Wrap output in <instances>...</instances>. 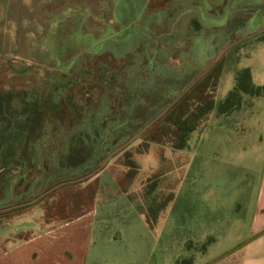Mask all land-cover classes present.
I'll return each mask as SVG.
<instances>
[{
  "label": "rangeland",
  "instance_id": "1",
  "mask_svg": "<svg viewBox=\"0 0 264 264\" xmlns=\"http://www.w3.org/2000/svg\"><path fill=\"white\" fill-rule=\"evenodd\" d=\"M113 1L0 0V209L30 202L63 181L88 175L54 188L33 203L0 212V264H51L48 259L53 254L54 264H59L61 235L68 242L66 264L117 263L87 259L99 247H117L127 256L138 257L140 264L146 260L147 264H206L264 229L260 196L264 148L250 146L247 118L242 119L244 127L236 130V144L228 134L221 140L212 134L205 138L179 191L168 196L163 191V204L150 211L152 217L155 209L157 214L162 210L159 224L146 225L130 206L117 209L120 218L102 224L101 236H95L100 224H74L91 219L83 212L93 205L86 197L91 189L87 181L106 166V156L168 108L190 84H168L164 75L176 73L181 61L175 60V54H164L161 63L170 67L162 72L148 49L150 41L160 37L151 38L153 32L142 29L143 24L146 29L162 28L167 22L149 24L152 16L138 15L137 4L131 8L124 0H115L116 6ZM211 1L215 9L222 2ZM159 2L148 0V7L158 8ZM217 22L204 24L212 43L219 39L214 30ZM190 44L191 51L206 47L201 37ZM131 63L138 66L129 71ZM123 78L141 82L123 85ZM227 82L228 78L219 84L218 99L226 98L232 85ZM235 94V102L241 104L237 95L243 93ZM130 99L145 124L86 163L90 149H101L86 132L102 127L108 115L124 114L121 103ZM170 131L169 126L146 127L108 163L133 165L136 153L149 151V142L165 140L162 133ZM168 150H153L163 164L159 174L169 167L164 164L169 161ZM138 167L135 163L129 174L138 173ZM143 183L149 193L161 182ZM103 215L95 220L105 222L107 215ZM130 224H139V236L129 233ZM76 231L83 237L82 245H75ZM90 234L96 237L93 243L100 244L87 245ZM259 242L256 239L214 264H242Z\"/></svg>",
  "mask_w": 264,
  "mask_h": 264
},
{
  "label": "crops",
  "instance_id": "2",
  "mask_svg": "<svg viewBox=\"0 0 264 264\" xmlns=\"http://www.w3.org/2000/svg\"><path fill=\"white\" fill-rule=\"evenodd\" d=\"M159 1L162 5L155 9L148 7V0H131L130 2L124 0V4L131 8L137 4L139 6L138 15L152 16L147 19L149 24L160 25V20L163 19L167 22L162 28L146 29L144 28L146 22L143 24L142 29L153 32L151 38L160 37L158 41H150L148 49L151 56H155L157 65L161 70L163 69L162 72H168L167 69L170 67H165L161 63L164 54H171L172 57L175 54V60L181 61L180 66L176 68V73L170 71L169 75H164L169 79V83H166L182 85L190 82V84L168 108L158 115V119L148 126V128L157 125L169 126L171 131L162 133V137H166L165 140L149 142V151L136 153L138 155L136 160L134 159L136 162L132 163L139 165L138 173L129 174L128 170L133 166L130 162L129 164L127 162V165L121 162H115V164L107 162L105 167L97 171L87 181L91 189L86 197L90 198L93 205L90 207V211L87 210L86 213L84 210L83 212L91 219L86 222L76 220L74 224H100L95 236H101L100 227L103 226L102 224H109L108 221L111 218H120L117 209L129 206L133 207L132 209L141 216L146 225L159 224L162 210H160V214H157L158 211L155 209L156 212L152 217L150 211L163 204L164 192H168L166 195L168 196L179 191L191 163L198 156L201 145L205 143V138L210 134L214 139L219 138L220 140L223 134H228L227 137L232 136L229 137L232 144H236V130L239 126L244 127L242 119L247 118L253 143L250 146L252 149L264 148V0H222L218 9L212 7L211 0ZM118 3L113 1L115 6ZM115 11L116 8L113 10V20H115ZM215 20L219 21L217 22L218 26L214 29L217 32L216 37L219 39L212 43V41L210 42V38H212L210 29L206 28L204 24L205 22H215ZM168 36L172 37L170 41L164 39ZM196 37L202 38L203 45L206 46L203 47L204 51L202 50L205 55L200 49L196 50L193 46L194 50H189L190 40ZM223 49L224 51L217 58ZM134 64L137 65V63H131L128 66L129 71ZM128 69L122 70V72H125L126 75L129 72ZM245 69L250 72L253 86L260 87L262 93L259 95L244 93L241 105L228 112L220 113L218 111L220 103L226 100L236 86L238 74ZM125 75L122 77H126ZM155 76V79H158V74ZM126 78L130 79V76L128 75ZM126 78L122 80L123 85L141 82L136 78L134 82ZM227 78V83L232 85L228 89L226 98L218 99L216 93L218 86ZM116 81L120 83V80ZM182 124L185 125L184 130L180 129ZM195 137L196 139H194ZM154 149H169L168 151H170L169 161L164 163L169 167L160 174L158 169L163 164L157 157L158 154L153 152ZM253 155L255 156V153L251 151V156ZM164 158L166 159V156ZM153 171L157 176L152 174ZM146 180L148 182L160 181L161 183L152 187L153 189H150L151 191L148 193L147 183H143L141 186V182ZM262 181H264V173ZM137 184L140 187L138 190H136ZM260 189V196L264 198V184ZM172 203L174 204V201ZM148 204L150 208H148ZM100 213L107 215L105 222L95 220ZM129 228L130 234L139 236L137 232L139 224H130ZM76 234L79 236L75 237V245H82L84 243L82 235L78 234V231ZM95 238L93 239V235L90 234L85 243L87 245L95 244L93 243ZM109 239H112V236ZM257 239L260 244L252 248L250 255L244 256L242 264H264V235ZM67 243L66 237L61 235L58 241L60 245L59 264L67 263ZM96 243L100 244L97 241ZM92 251H94L93 255L87 259L117 262L115 264H140L138 257L127 256L121 253L117 247L111 250L99 247ZM54 255L49 256L48 260L51 264H54ZM147 262L146 260L144 264Z\"/></svg>",
  "mask_w": 264,
  "mask_h": 264
},
{
  "label": "trees",
  "instance_id": "3",
  "mask_svg": "<svg viewBox=\"0 0 264 264\" xmlns=\"http://www.w3.org/2000/svg\"><path fill=\"white\" fill-rule=\"evenodd\" d=\"M241 92L251 94V95H259L262 93V89L260 87H255L251 83V75L249 70L245 69L241 71L237 76L236 86L234 89L229 93L228 97L225 101L220 103L218 107V111L220 113L228 112L236 107H238L239 103L235 102V93ZM238 94V93H237ZM242 94V95H243ZM242 95H237L240 98V102L242 103ZM121 110L124 114L120 113H113L112 115H108L104 119V124L102 127L96 128V130L86 132L88 135V140L91 143H95V141L101 145V151L94 150V148L88 152L90 153L89 156L86 158V163L90 161L91 159H98L99 157L106 154L110 149H112L115 144L119 141H124L128 137H130L132 134L136 133L143 126L144 121H141V116L138 115L136 111V103L135 100L130 99L129 101H123L121 103ZM148 118H146L147 120ZM145 120V121H146ZM44 124H46V121L43 119L40 120ZM27 124L31 123V121H26ZM33 125V122H32ZM180 129L184 130L185 125H181ZM183 135V133H182ZM85 162V161H84ZM84 162L80 164H75V166L81 165ZM74 166V167H75Z\"/></svg>",
  "mask_w": 264,
  "mask_h": 264
},
{
  "label": "water",
  "instance_id": "4",
  "mask_svg": "<svg viewBox=\"0 0 264 264\" xmlns=\"http://www.w3.org/2000/svg\"><path fill=\"white\" fill-rule=\"evenodd\" d=\"M224 51L221 50L220 53L218 54L217 58H219V56L222 54V52ZM159 116H157V118L153 119L149 124H147L143 129H141L138 133H136L134 136H132L129 140H127L124 144H121L120 146H118L117 148H115L114 150H112L105 158L104 162H103V165L106 164L108 162V160L110 159L111 156H113L116 152H118L119 150H121L122 148H124L128 143H130L135 137H137L142 131H144V129L146 127H148L149 125H151L153 122H155L157 119H158ZM93 173V172H92ZM92 173H90L89 175H91ZM88 175H85L83 177H80V178H75V179H70V180H66V181H63L59 184H57L56 186H54L53 188L49 189L47 192H45L44 194L52 191L54 188L58 187V186H61L63 184H67V183H73V182H76V181H79V180H82L84 177H86ZM44 194L40 195L39 197L35 198L34 200L30 201V202H26L24 204H17V205H14V206H10V207H6V208H1L0 209V212H3V211H6V210H9V209H12L14 207H18L20 205H25V204H29V203H33L35 202L36 200H38L39 198H41L42 196H44ZM262 235H264V229L261 230L260 232H258L257 234L251 236L250 238H248L247 240L241 242L240 244L236 245L235 247H233L232 249L228 250L227 252H224L223 254H221L220 256L216 257L215 259H213L212 261L206 263V264H214L216 262H218L219 260H221L222 258L228 256L229 254L233 253L234 251L242 248L243 246L251 243L252 241L256 240L257 238L261 237Z\"/></svg>",
  "mask_w": 264,
  "mask_h": 264
}]
</instances>
